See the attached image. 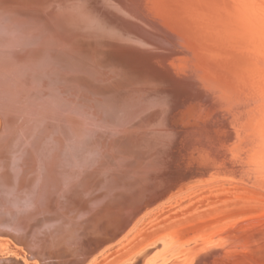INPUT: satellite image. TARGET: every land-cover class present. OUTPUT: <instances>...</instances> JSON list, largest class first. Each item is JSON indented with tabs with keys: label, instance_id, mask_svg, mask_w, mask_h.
Instances as JSON below:
<instances>
[{
	"label": "bare ground",
	"instance_id": "bare-ground-1",
	"mask_svg": "<svg viewBox=\"0 0 264 264\" xmlns=\"http://www.w3.org/2000/svg\"><path fill=\"white\" fill-rule=\"evenodd\" d=\"M215 132L220 170L177 193L264 189V0H0V237L22 246L0 238V264H93L81 239L124 230L163 153L213 150ZM227 237L164 264L226 261L242 248Z\"/></svg>",
	"mask_w": 264,
	"mask_h": 264
},
{
	"label": "rangeland",
	"instance_id": "rangeland-1",
	"mask_svg": "<svg viewBox=\"0 0 264 264\" xmlns=\"http://www.w3.org/2000/svg\"><path fill=\"white\" fill-rule=\"evenodd\" d=\"M192 107L183 108L182 113L179 111L183 124L191 121ZM250 186L214 181L198 184L181 194L175 193L146 211L126 234L114 243L105 245L93 255L91 261L93 264H121L133 254L141 253L149 243L168 235L171 239L161 242L163 248L147 259L146 264L176 262L185 259L189 253L191 256L193 251L206 244L199 239L215 233L228 234L231 237L225 240L237 239L242 245L240 251L218 264H264V189ZM4 237L0 238H7L10 244H14L9 237ZM17 245L13 246L22 249ZM14 258L28 264H39L36 260H25L22 255Z\"/></svg>",
	"mask_w": 264,
	"mask_h": 264
},
{
	"label": "water",
	"instance_id": "water-1",
	"mask_svg": "<svg viewBox=\"0 0 264 264\" xmlns=\"http://www.w3.org/2000/svg\"><path fill=\"white\" fill-rule=\"evenodd\" d=\"M186 125V124H183ZM222 125V124H221ZM222 129V128H221ZM194 127H186L181 134L177 135L178 140L183 139V145H185V141L189 139L192 140V134ZM220 132L210 134L211 140L207 142L208 145L212 144L213 150H209V148H200L197 144L188 143L189 147H186L185 155L180 157L181 162H179V158L177 159L175 154L172 152V148L169 151L166 149L163 151V157H161V164L158 169L153 171L152 179L148 181L145 185V190H143V198L140 206L137 207L138 212L136 213V217L131 221L130 225L123 229L121 223H117V226L111 232H88L84 239L82 238L79 242V247L81 246L82 258L88 256L91 257L95 255L100 249H102L105 245H110L118 240V238L122 237L128 230L132 227V225L136 222L138 218H140L146 211L151 210L154 206L159 204L161 201L174 195L177 192H181L189 187L191 184L196 182H201L202 180H206L209 178V175L214 171H219L220 168L216 165L217 158L219 159L221 156H213L212 153L220 154L218 141L220 137ZM189 136V139L186 137ZM178 143V142H177ZM182 144V142L180 143ZM218 145V146H217ZM171 146H174L171 144ZM221 147V146H220ZM185 149V146H184ZM188 149V150H187ZM192 149V150H191ZM205 151L204 152L202 151ZM224 152V149H221ZM158 174V175H157ZM161 179V185L156 189H152L153 192L147 190L148 184H153V182H157ZM148 185V186H147Z\"/></svg>",
	"mask_w": 264,
	"mask_h": 264
}]
</instances>
